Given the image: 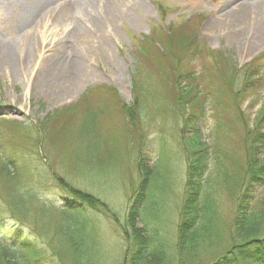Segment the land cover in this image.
<instances>
[{"label": "rangeland", "instance_id": "374dc122", "mask_svg": "<svg viewBox=\"0 0 264 264\" xmlns=\"http://www.w3.org/2000/svg\"><path fill=\"white\" fill-rule=\"evenodd\" d=\"M40 1L0 0V40L12 47L17 58L23 57V49L18 47L20 38L28 34L27 12ZM240 1L125 0L123 12L112 22L101 23V30L96 29L97 24L92 25L94 22H86L90 24L86 28L90 39L78 44L72 25H58L52 17L46 18L35 32L39 40L30 52L31 65L14 75L0 73V157L9 163L15 161L17 166L12 169L17 168V178L12 180L35 194L40 203L51 208L55 204L73 213L82 211L70 222L84 227L80 236L83 240L77 237L75 243L66 241L63 223L69 219L64 220L65 214L43 210L40 203L32 208L33 201L24 207L14 203L1 165L0 240L16 244L18 252L35 248L40 264H122L128 246L127 229L139 241L143 237V243L147 235L156 234L153 240L164 238L162 254L158 253L150 264H188L193 259L191 249H179L177 236L187 235H178L179 215L188 169L186 139H191L194 129L184 124L186 113L178 106L179 114L176 95L164 79L163 71L170 75L169 69L159 70L155 62L140 58L138 42L170 23L181 36L197 33L205 49L203 55L193 60L185 56L179 68L194 76L202 70L200 76L210 72L202 80L198 77L197 91L210 89L214 105L221 101L227 108L214 115L209 98L203 99L206 112L196 121L198 133L210 148L223 147L221 155L218 151L213 155L231 164L245 153L240 148L243 117L253 125L255 116L264 109V80L257 96L249 94L239 99V113V108L229 103L227 106V101L231 102L229 88L216 77L219 64V68H226L229 61L242 67L264 53V37L256 41L264 12L251 10L245 25H214L223 22ZM72 42L76 45L74 60L78 62L83 55L91 68L89 75L70 93L64 88L76 65L63 69L60 79L49 76L50 85H40L39 81L35 86L34 80L45 72L43 63ZM67 55L71 54L64 51L63 56ZM258 64L264 75V57ZM133 76L146 98L130 116L121 103L133 102ZM191 95L196 100V93ZM192 106L186 105L189 112ZM214 165L212 160L207 188H211L218 211L227 222L234 203L213 176ZM73 189L91 194L107 207H86L71 197Z\"/></svg>", "mask_w": 264, "mask_h": 264}, {"label": "trees", "instance_id": "16d2710c", "mask_svg": "<svg viewBox=\"0 0 264 264\" xmlns=\"http://www.w3.org/2000/svg\"><path fill=\"white\" fill-rule=\"evenodd\" d=\"M173 27L170 23L167 27L163 26L161 32L153 31L151 34L141 37L138 42V53L140 58L155 62L159 70L169 69L170 75L163 71L164 79L170 83V87L176 95V103L186 113L184 124L192 125L194 129L191 139H186L188 169L185 194L179 215L178 235H187L177 236L178 248L191 249L189 255L193 256V259L188 264H264V109L255 116L253 125L247 123L243 117L245 122L243 123L244 131H242L243 139L240 148L245 153L242 157L241 155L237 156L231 164H227L222 157H215L214 153L218 151L221 155L225 149L220 146L218 150H214L210 148L208 142L202 141L196 123L206 112L205 103H194V97L191 95V92L196 90L199 85L196 78L200 75L192 76L191 71L183 70L181 72L179 68V64L185 56L188 55L191 60L196 59L203 55L205 49L200 43L197 33L181 36L175 32ZM210 53L215 55L214 51H210ZM262 57L264 54L242 68L230 64L229 61L226 68H219V64L216 77L218 80L219 77L222 79L230 92L231 99L229 100L231 102L227 101V106L229 103L237 110L239 99L245 98L249 94L257 96L258 87L264 80V75L260 72L262 69L259 64L257 65ZM225 60L227 61V59ZM166 64L167 66H165ZM257 66L260 70L257 69ZM133 78L134 101L131 105L121 103L130 116L133 115V112L135 113V108L138 109L140 105L142 106L146 98L137 78L135 76ZM228 88L226 87L227 92ZM198 91L202 92L203 97L213 94V91L211 92L208 88ZM190 102H193V106L189 112L186 105ZM216 105H214L217 110L215 115L227 108H223L224 104L221 101H217ZM238 112L242 113L240 108ZM239 113L236 117L237 121L240 119ZM218 124L219 127L222 126L220 121ZM261 154H263V158H261ZM212 160L215 162L212 169L213 176L220 183V187L230 194L234 203L233 211L229 214L227 222L222 219L224 214L221 215L218 211V205L211 188H207L210 185L207 176ZM0 165L2 166L1 171L5 173L4 178L9 183L8 189H11L14 203L24 207L33 201L32 208H38L40 203L38 197L28 192L27 189H21L20 183L16 184L12 180L17 178V168L12 169V166H17L15 161L11 160L9 163L2 156ZM8 168L9 170H6ZM71 193L72 198L93 210H105L107 207L103 201L101 202L81 190L73 189ZM40 205L43 210H56V212L65 214L64 220L69 219L67 223L62 222L63 231L68 234L66 241L75 243L74 239L76 240L77 237L79 240H83L80 236L83 235L84 227H79L77 224L75 226L70 222L71 218L78 217L82 211L73 213L72 210L55 207V204H52L51 208L42 202ZM131 210L129 213L132 212ZM125 233L128 246L124 252L122 264H150V262L153 263V259L159 257L158 253L162 254L160 250L165 245L162 241L164 238L153 240L157 236L156 234L150 237L147 235V241L143 243V237L139 241L127 229ZM168 246L170 247V245ZM15 248H18L16 244L8 245L5 241L0 240V264L39 263L38 251L35 248L25 249L24 252H18ZM74 248L79 247L74 246ZM174 248L177 249L175 246ZM174 258L176 259V256ZM159 260L160 258L157 259V261ZM179 260L181 262V255H179Z\"/></svg>", "mask_w": 264, "mask_h": 264}, {"label": "bare ground", "instance_id": "6f19581e", "mask_svg": "<svg viewBox=\"0 0 264 264\" xmlns=\"http://www.w3.org/2000/svg\"><path fill=\"white\" fill-rule=\"evenodd\" d=\"M124 1L125 0H41L39 4H34L27 12L25 26L28 34L20 38L22 41L19 43L18 47L19 49H23V57L17 58L12 47L0 40V73L8 72V74L14 75L15 72L22 71L25 66L31 65L32 60L30 52L37 47V40H39V38H36L35 32L40 26L45 24L46 18L49 20L52 17V21L58 25L60 23H65L69 26L72 25L74 42L77 44L81 42L86 43L87 40L88 43V39L90 38L86 28L90 24L86 22H94L92 25L97 24L95 26L96 29L101 30V23L112 22L120 12H123V8H125ZM251 10H255V12L260 11L261 13L264 12V0H241L227 12L224 20H222L223 22L220 23L218 21L214 23V25H223L231 28L237 25H245L248 21L247 16L249 12L251 13ZM95 11L96 13H94ZM125 15L129 16L127 12H125ZM258 32L256 41L264 37V23ZM74 42L57 52L53 59H48L43 63L42 68H45V72L39 79L37 77L34 80L35 86H39V81L41 83L40 85L44 83L50 85L49 76L52 77V80L54 77L60 79L63 69L76 65L77 67L74 68V72L68 77L64 88L65 93H70L89 75L91 68L88 63H86L85 57L81 55L78 62L73 58L76 46ZM64 51L71 55H67V57L63 56Z\"/></svg>", "mask_w": 264, "mask_h": 264}]
</instances>
